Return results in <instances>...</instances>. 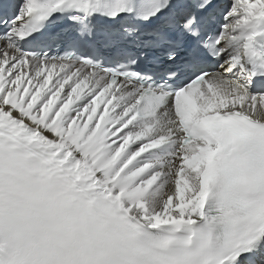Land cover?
Masks as SVG:
<instances>
[{"label":"snow or ice","instance_id":"snow-or-ice-1","mask_svg":"<svg viewBox=\"0 0 264 264\" xmlns=\"http://www.w3.org/2000/svg\"><path fill=\"white\" fill-rule=\"evenodd\" d=\"M0 264H264V0H0Z\"/></svg>","mask_w":264,"mask_h":264}]
</instances>
